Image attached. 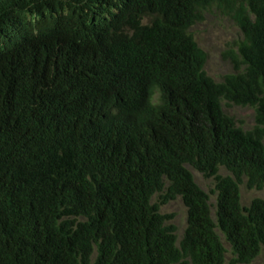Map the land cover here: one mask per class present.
Masks as SVG:
<instances>
[{"label":"trees","instance_id":"16d2710c","mask_svg":"<svg viewBox=\"0 0 264 264\" xmlns=\"http://www.w3.org/2000/svg\"><path fill=\"white\" fill-rule=\"evenodd\" d=\"M212 9L243 34L222 81L191 32ZM243 184L264 189V0H0V264H226L221 234L250 264Z\"/></svg>","mask_w":264,"mask_h":264},{"label":"rangeland","instance_id":"374dc122","mask_svg":"<svg viewBox=\"0 0 264 264\" xmlns=\"http://www.w3.org/2000/svg\"><path fill=\"white\" fill-rule=\"evenodd\" d=\"M191 32L198 45L207 53V60L205 64V71L216 81H222L224 75L233 73L234 66L228 53L234 51L237 53V44L243 39L241 33L235 22L226 14L217 9H212L204 13V18L196 22ZM224 111L232 116L238 125L243 129L249 130L255 123V109L251 106H238L226 100L222 101ZM196 182L206 191L214 187L213 178H205L201 173L191 168ZM220 173L228 174V172L221 168ZM242 204L247 205L253 198L260 197L264 199V189L255 190L248 189L243 184L241 185ZM157 196L152 199L156 202ZM214 202V197L211 199ZM162 213L174 214L171 222L175 224L178 239L183 235L187 224V209L182 202V199H177L163 204L160 208ZM221 234V232L219 231ZM222 241L227 249L226 264L232 257L231 246L221 234ZM250 264H264V247L260 255Z\"/></svg>","mask_w":264,"mask_h":264}]
</instances>
